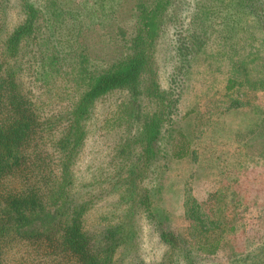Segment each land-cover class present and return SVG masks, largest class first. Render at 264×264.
<instances>
[{
  "label": "trees",
  "instance_id": "1",
  "mask_svg": "<svg viewBox=\"0 0 264 264\" xmlns=\"http://www.w3.org/2000/svg\"><path fill=\"white\" fill-rule=\"evenodd\" d=\"M53 1L44 6L45 20L32 2L18 0L20 21L9 28L0 0V264L9 252L19 253L21 264H170L166 257L146 262L136 255V233L130 222L136 208L167 244L168 212L160 207L161 180L172 162L194 154L188 133L171 126L188 113L179 110L181 81L174 97L159 90L148 55L159 26L167 18L179 19L177 0H121L124 18H109L122 42L120 55L85 70L55 46ZM240 5L255 21L264 46V0H240ZM46 21L51 30L41 29ZM202 26L199 18L179 31L175 50L180 59L196 53L198 32L206 35ZM184 62L177 72L183 71ZM139 82L155 107L146 114L138 139L133 167L138 178L122 182L115 176L103 186L101 190L114 197L111 211L88 226L87 216L98 194L87 191L92 184L82 181L79 186L72 168L89 134L93 105L114 91H134ZM146 173L149 188L148 182L140 184ZM99 182L103 185L106 180ZM123 200L130 206L123 214L125 223L113 215ZM182 209L196 243L194 260L213 256L218 241L207 234L219 222L206 217L190 195L183 197ZM108 216L115 222L108 223ZM172 249L177 255L179 251ZM185 262L191 264L193 258Z\"/></svg>",
  "mask_w": 264,
  "mask_h": 264
},
{
  "label": "rangeland",
  "instance_id": "2",
  "mask_svg": "<svg viewBox=\"0 0 264 264\" xmlns=\"http://www.w3.org/2000/svg\"><path fill=\"white\" fill-rule=\"evenodd\" d=\"M28 1L46 20L44 6L52 0ZM120 1L54 0L52 17H55L57 49L75 63L81 62L84 70L119 56L122 42L110 27L109 18H124L126 10L119 7ZM1 2L5 22L11 28L20 21L19 2ZM176 4L180 7L179 19L164 20L148 55L159 90L174 97L176 84L181 81L179 110L188 113L171 126L188 133L194 154L172 162L161 180L160 207L168 212L164 225L167 244L157 238L154 227L135 208L136 214L129 222L136 233V255L146 262L166 257L170 264H186L190 258H193L191 264H261L264 261V46L260 43L258 27L240 0H177ZM116 7L119 8L115 10ZM199 18L203 20L201 30L206 35L201 37L198 32L196 53L182 60L175 50L179 31L199 22ZM41 29L51 30L50 24L46 21ZM182 61L187 62L183 71L177 72ZM154 107V102L144 95L142 82L134 91L117 90L94 103L89 134L72 168L75 182L79 186L82 181L92 184L91 190H84L98 194L87 216L88 226L96 225L101 214L111 211L114 197L101 190L103 186L115 176L122 182L138 178L139 172L133 170L140 148L138 139L146 114L152 113ZM104 180L103 185H98ZM141 181V185L148 182L147 188L150 187L147 173ZM232 194L236 196L235 204ZM185 195L195 200L206 217L219 222V227H213L207 234V238L218 241L213 256L194 260L196 243L190 237L191 229L182 209ZM122 202H118L120 205L113 215L125 223L123 214L130 206ZM107 221L115 222L109 216ZM172 248L179 251L177 255ZM18 256L19 253H7L3 264H21Z\"/></svg>",
  "mask_w": 264,
  "mask_h": 264
}]
</instances>
